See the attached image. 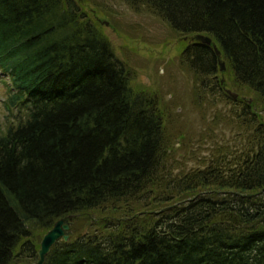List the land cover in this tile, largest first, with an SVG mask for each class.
<instances>
[{
    "label": "trees",
    "instance_id": "trees-1",
    "mask_svg": "<svg viewBox=\"0 0 264 264\" xmlns=\"http://www.w3.org/2000/svg\"><path fill=\"white\" fill-rule=\"evenodd\" d=\"M125 1L168 24L199 105L222 106L220 133L199 134L209 153L185 168L156 91L134 88L95 7L0 0L13 113L0 132V264L35 262L34 233L69 214L72 238L45 264H264V0Z\"/></svg>",
    "mask_w": 264,
    "mask_h": 264
},
{
    "label": "rangeland",
    "instance_id": "rangeland-1",
    "mask_svg": "<svg viewBox=\"0 0 264 264\" xmlns=\"http://www.w3.org/2000/svg\"><path fill=\"white\" fill-rule=\"evenodd\" d=\"M84 1L89 10L95 7L99 11L98 19L116 55L132 69L134 88L156 91L166 115L168 145L172 150L176 147L174 157L179 159L186 154L185 168L195 166L197 161L189 160L191 154L202 161L210 146L207 138L201 140L205 145L200 142L199 134L218 136L221 127L214 126L211 120L215 110L222 106L206 109L203 104L199 105L201 98L194 96L191 79L179 64L180 41L173 37L168 24L147 7L133 6L125 0ZM3 79L6 83L9 81L7 75L0 76V132H4L13 120V113L5 106L8 92ZM211 129H214L212 133ZM180 131L183 138L178 135ZM229 131L230 127L225 128L218 139L227 138ZM45 233V230H38L33 238L41 242Z\"/></svg>",
    "mask_w": 264,
    "mask_h": 264
},
{
    "label": "water",
    "instance_id": "water-1",
    "mask_svg": "<svg viewBox=\"0 0 264 264\" xmlns=\"http://www.w3.org/2000/svg\"><path fill=\"white\" fill-rule=\"evenodd\" d=\"M196 40H199L207 45H211V39L208 36L203 34H197L195 36ZM214 52L217 56V62L219 65V69L221 72L225 71L226 66L225 62L221 59L220 51L218 48L213 45ZM224 82V79H221V83ZM225 93L229 95L232 99H237L238 94L231 91L228 88H225ZM250 102V100H249ZM78 217L76 214H69L65 217L60 218L57 220L53 226L44 234L41 242L40 247L37 250V259L33 263H21V264H45L47 257L52 252L54 246L59 243L60 241L69 242L72 238L71 235V223ZM81 236V235H80Z\"/></svg>",
    "mask_w": 264,
    "mask_h": 264
}]
</instances>
